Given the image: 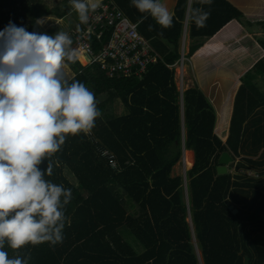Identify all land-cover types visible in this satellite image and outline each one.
Here are the masks:
<instances>
[{
    "label": "trees",
    "instance_id": "16d2710c",
    "mask_svg": "<svg viewBox=\"0 0 264 264\" xmlns=\"http://www.w3.org/2000/svg\"><path fill=\"white\" fill-rule=\"evenodd\" d=\"M113 1L139 22L159 57L141 77L67 63L71 79L95 93L101 116L90 134L68 137L54 157L50 179L73 192L63 241L19 254H30V264H200V257L202 264H264L257 237L264 230V178L248 174L264 173V92L253 77L264 78V39L250 30L264 28V20H246L227 0H178L173 26L162 29L151 17L141 21L130 0ZM36 2L0 0V30L12 21L29 32L58 31L35 24L45 13L62 18L36 10ZM197 7L210 13L202 28L189 19ZM187 13L194 80L182 113L167 65L179 58ZM117 100L127 113L115 111ZM183 143L194 152L186 189L184 174L175 172ZM223 152L232 160L219 174Z\"/></svg>",
    "mask_w": 264,
    "mask_h": 264
},
{
    "label": "clouds",
    "instance_id": "9594fccd",
    "mask_svg": "<svg viewBox=\"0 0 264 264\" xmlns=\"http://www.w3.org/2000/svg\"><path fill=\"white\" fill-rule=\"evenodd\" d=\"M69 3L86 25L103 0ZM130 5L141 21L151 17L162 29L173 26L175 13L166 0H130ZM209 15L197 7L189 19L202 28ZM46 20L37 18L35 24ZM82 55L65 31L29 32L12 21L0 30V264H30V254L20 255L21 249L63 241L73 192L50 179L54 157L68 137L90 134L101 116L95 93L64 73L65 65ZM185 150L183 143L180 164L186 168Z\"/></svg>",
    "mask_w": 264,
    "mask_h": 264
},
{
    "label": "built area",
    "instance_id": "2783aa9c",
    "mask_svg": "<svg viewBox=\"0 0 264 264\" xmlns=\"http://www.w3.org/2000/svg\"><path fill=\"white\" fill-rule=\"evenodd\" d=\"M138 28L139 22L132 21L113 0H103L102 7L90 14L88 24L81 25L78 20L73 25L75 48L84 53L81 58L85 63H80L83 66L96 64L110 76L141 77L159 54ZM95 45L99 48L96 49ZM167 66L174 71L175 86L180 105L183 106L184 92L189 87L186 83L187 70L192 66L185 31L179 47V58ZM100 151L108 156L111 166H115L112 155L105 149ZM248 174L259 177V172L255 170Z\"/></svg>",
    "mask_w": 264,
    "mask_h": 264
},
{
    "label": "crops",
    "instance_id": "0c3cea01",
    "mask_svg": "<svg viewBox=\"0 0 264 264\" xmlns=\"http://www.w3.org/2000/svg\"><path fill=\"white\" fill-rule=\"evenodd\" d=\"M41 1V0H40ZM55 2H57L56 4H58L59 6V3H60V6L62 7V12L61 13H58L59 11H61L60 9H55L56 11L54 10H51L53 12H56L58 13L59 15H62V18L59 17L57 14L55 13H45L46 15H43L42 17H46L47 20H46V23L44 25H42L43 29L47 30L48 28H50L51 26H56L57 29H59L58 31H63V26H57L58 23L61 24L65 18V16H68V13L69 11H73L74 10L72 9L70 3H69V0H54ZM177 1L178 0H166L168 6L174 11L175 9V6L177 4ZM229 1L233 6H235L238 10H240L245 19L248 20V21H251V22H259V21H263L264 20V0H227ZM190 3H191V0H189V6H190ZM47 10V9H46ZM47 12V11H46ZM41 18V17H40ZM72 20V19H71ZM77 20V19H75ZM73 22H75L74 20H72ZM71 21L70 24L67 25V27L69 26H72L73 25V22ZM65 24H67L65 22ZM61 27V28H59ZM61 29V30H60ZM250 30L259 38H263L264 39V28L261 27V26H257V25H253ZM184 31L186 33V47L187 49L189 48V44H190V39H189V36H188V13L186 15V19L184 21ZM82 60V58H81ZM190 73L192 72L191 70H188ZM73 73H72V76L69 78L71 79L73 77ZM193 74H191V77H192V80H193ZM260 80V84L262 83V81L264 80L263 77H259L258 78V81ZM193 83V81H192ZM189 86V84H188ZM191 86H189L188 88H190ZM261 87H263V92H264V85L261 84ZM180 109H181V112L183 113V106L180 105ZM184 137H185V130L184 128L182 129V138L184 140ZM191 152L190 154V161L188 162L189 165H187L186 167H189L190 165L192 166V164L194 163V152L192 150H185V152ZM244 156V155H243ZM176 167V166H175ZM257 172H259V177H255L256 179H263L264 178V173H261L260 171L258 170H255ZM176 172V171H175ZM264 233V230L262 233H260L259 235H262Z\"/></svg>",
    "mask_w": 264,
    "mask_h": 264
},
{
    "label": "rangeland",
    "instance_id": "374dc122",
    "mask_svg": "<svg viewBox=\"0 0 264 264\" xmlns=\"http://www.w3.org/2000/svg\"><path fill=\"white\" fill-rule=\"evenodd\" d=\"M37 4H36V7H35V9L36 10H38V9H40V10H43V9H47V11H49V10H54V11H56L55 9H62V7L60 6V3H59V6H58V4H56L57 2H55L54 0H37V2H36ZM62 12V10L61 11H59L58 13H61ZM68 13V16H65V18L63 19L64 21L61 23V24H59L58 23V25L57 26H63L62 28H63V31H65V32H68L69 34H70V36L72 37V31H73V25L78 21V16H77V14L75 13V11L73 12H71V11H69V12H67ZM74 20L75 22H73L72 20ZM75 19H77V20H75ZM71 21L73 22V25L72 26H69V27H67V25L68 24H70L71 23ZM65 22L67 23V24H65ZM52 27V26H51ZM59 28H61V27H59ZM49 29V28H48ZM47 29V30H48ZM59 30V29H58ZM61 30V29H60ZM62 31V30H61ZM74 47H75V44H74ZM80 62H82V63H85V61H84V59H80L79 60ZM189 70V69H188ZM187 70V77H186V83L187 84H189V86H192L193 85V83H192V81L194 80H192V77H191V74H192V72L190 73L189 71ZM64 73H65V75L68 77V78H70L71 76H72V71H71V69L69 68V66H67V64L65 65V67H64ZM253 77L255 78V80H254V82H255V85L258 87V88H260L261 90H263V87H261V84H263L264 85V80L262 81V83L260 84V80L258 81V78H259V76H257V77H255V74L253 75ZM257 83V84H256ZM114 106H116V108H115V111H117V113H121V112H124V113H127V111H126V109L124 108V106H123V104L119 101V100H117L116 101V103H115V105ZM123 113V114H124ZM183 156L185 157V166H186V162H187V158H186V152L184 151V154H183ZM181 159H183V157L181 158ZM183 161V160H182ZM189 161H190V158H189ZM189 165V164H188ZM191 167V165L189 166V167H184V163L183 164H178V165H176V167H175V171H176V173H178V174H184L185 173V171L187 172V170L189 169ZM251 171L252 170H249V172L251 173ZM73 180H75V179H73ZM262 233V232H261ZM258 237V241L260 242V244H263L264 245V233L262 234V235H258L257 236ZM196 250H198V249H196ZM201 259V257L199 258V263L200 264H202V261L200 260Z\"/></svg>",
    "mask_w": 264,
    "mask_h": 264
},
{
    "label": "water",
    "instance_id": "95a60500",
    "mask_svg": "<svg viewBox=\"0 0 264 264\" xmlns=\"http://www.w3.org/2000/svg\"><path fill=\"white\" fill-rule=\"evenodd\" d=\"M232 158L229 155L228 152H223L219 158V166L217 167V172L219 174H225L228 172V164L231 162ZM230 208L232 209L233 213L237 212V209H234L233 206L231 205Z\"/></svg>",
    "mask_w": 264,
    "mask_h": 264
},
{
    "label": "bare ground",
    "instance_id": "6f19581e",
    "mask_svg": "<svg viewBox=\"0 0 264 264\" xmlns=\"http://www.w3.org/2000/svg\"><path fill=\"white\" fill-rule=\"evenodd\" d=\"M190 154H191V152H189V151L186 152V158H187L186 166L188 165Z\"/></svg>",
    "mask_w": 264,
    "mask_h": 264
}]
</instances>
